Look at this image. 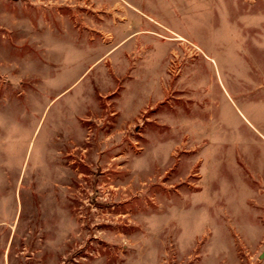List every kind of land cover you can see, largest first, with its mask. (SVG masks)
<instances>
[{"label":"rangeland","instance_id":"obj_1","mask_svg":"<svg viewBox=\"0 0 264 264\" xmlns=\"http://www.w3.org/2000/svg\"><path fill=\"white\" fill-rule=\"evenodd\" d=\"M0 264H264V0H0Z\"/></svg>","mask_w":264,"mask_h":264}]
</instances>
